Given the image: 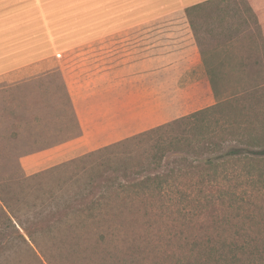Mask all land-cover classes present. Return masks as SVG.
<instances>
[{
    "label": "rangeland",
    "instance_id": "1",
    "mask_svg": "<svg viewBox=\"0 0 264 264\" xmlns=\"http://www.w3.org/2000/svg\"><path fill=\"white\" fill-rule=\"evenodd\" d=\"M200 1L12 0L9 3V16L0 20V31L2 29L5 31L0 33V75L10 73L0 80V85L20 82L22 78L17 72L19 69L33 71L37 62L55 57L62 48L96 39L103 36L106 31L125 25L152 27L155 28V32H161L157 30L161 28L189 26L194 31L203 63V71L195 70V76L199 77L201 73L208 75L203 58L204 52L211 63L224 61L222 66L225 71L222 76L225 77L228 90L243 89L249 83L247 78H256V82H264L263 41L250 35L251 30L260 28L255 22L254 13L249 8L251 2L248 1L254 0H222L212 4L211 7L205 6L203 11L195 13L190 19L186 8ZM193 25L196 27V32ZM236 29L241 31L240 36H246L243 39L231 38L232 34H236ZM251 52L253 59L248 58ZM242 59L251 60L252 63L260 60L263 63L262 70L257 71L258 75H249L247 78L242 76L233 70ZM22 80L27 83L19 89L20 94L16 87L8 89L5 87L0 90V184L9 183L16 171L20 172L22 177L51 168L44 167L34 172L27 170V163L23 157L37 152L33 151L36 145L38 146L37 140L47 141L46 137H51L48 141L63 142L79 132L60 70L56 68ZM179 84L187 88V102L184 114L179 115L178 118L216 103L212 88L207 91L205 83L198 84L202 89V99L199 104L196 97H192L197 86L193 87L194 83L188 80ZM258 96H264V89L259 91ZM29 99L37 102V105L27 107V102L33 104ZM260 105L264 108V100H261ZM258 110H261L259 105ZM135 148L134 142L131 141L129 144L116 147L111 157L118 162ZM26 152L29 153L24 154ZM106 157L101 158L97 163L103 162ZM192 177L193 175L180 173L172 182L174 187L166 189L177 190L179 187L192 192L194 189ZM246 179L244 177L242 182L232 180L234 183H230L222 180L220 175L215 181L218 191L233 186L242 205H230V200L233 199L230 197L235 196L230 193L226 194L225 199L216 196L208 205L199 207L198 205H161L162 202L157 205V201L149 198V195L145 197L147 201L138 205H121V207L116 205V211L121 208L118 212L123 214L119 216L118 223L124 228V232L117 237V243L112 245L113 255L122 257L124 252L133 248L137 256L134 264H193L200 261V253L202 255L211 253L209 246L215 244L216 247H220L218 243L223 240L264 237V181L249 183ZM53 180L47 179L45 182L49 184L44 186L48 189L52 188ZM17 188H20V184H17ZM0 189L3 194L9 191L4 186ZM12 195L14 196L12 205L20 209V213L25 217V214H29L28 205L20 200L22 196L19 193L12 192ZM46 196L48 203L49 194L47 193ZM41 201L37 202L38 205L42 204ZM83 201H87L85 197ZM77 202L79 204L77 206H85L80 200L74 203ZM185 214L187 215L184 216ZM43 217L52 220L60 218L52 214ZM254 220L262 223L260 229L255 226ZM5 221L6 217L1 211V225ZM208 241L212 243L209 244ZM117 246L120 248L116 249ZM123 247L128 249L123 250ZM46 250L48 251L46 254L38 252L44 264L76 263V261L71 263V259H67L66 254H49L50 250L47 248ZM227 255L230 257L231 253L228 252ZM97 256L95 264H105L101 256L98 254ZM243 256L245 257L244 254ZM213 262L218 264L219 261L213 260ZM0 264H42V262L28 246L24 245L23 250L12 252L4 251L0 247Z\"/></svg>",
    "mask_w": 264,
    "mask_h": 264
},
{
    "label": "trees",
    "instance_id": "2",
    "mask_svg": "<svg viewBox=\"0 0 264 264\" xmlns=\"http://www.w3.org/2000/svg\"><path fill=\"white\" fill-rule=\"evenodd\" d=\"M219 1L222 0L193 4L186 8V13L191 19L205 6L211 7ZM248 2H251L249 8L260 26L253 29L254 32L251 30L250 35L263 41L264 55V0ZM193 27L196 32L195 25ZM236 31L231 38L243 39L246 36H240L241 31ZM203 56L216 98L215 104L31 176L21 177L20 172L16 171L9 183L0 184V187L9 190L3 194L0 189V212L6 217L3 225L0 222V247L12 252L23 250L26 245L42 264L44 262L38 252L46 254V248L50 250L49 254H66L71 263L76 261L75 264H95L97 254L105 264H134L137 256L133 248L124 252L122 257L113 255L112 245L124 232L118 223L119 216L123 214L118 212L121 208L116 211V205H138L147 201L145 197L149 195V198L157 201V205L162 202L161 205L199 207L208 205L216 196L225 199L228 193L235 194L230 197L233 198L230 205H242L233 186L218 191L215 181L220 175L222 180L230 183H234L232 180L242 182L244 177L249 183L264 181V108L260 105L264 96H258L259 91L264 89V82L247 78L258 75L257 71L262 70L263 63L260 60L253 63L248 59L240 60L233 70L246 77L249 83L243 89L228 90L222 76L224 61L211 63L204 52ZM248 58H254L252 52ZM25 83L27 81L0 85V90L16 87L19 93ZM30 101L33 104L27 102V107L37 105V102ZM49 138L46 137L47 141L37 140L38 146L33 151L60 143L48 141ZM131 141L136 148L129 151L126 157L118 162L111 157L116 147ZM103 157H106L105 160L97 163ZM71 171L74 173L70 174ZM180 173L193 175L192 192L179 187L177 190L166 189L174 187L172 182ZM47 179H54L52 188L44 186L49 184L45 182ZM17 184H20L19 189ZM12 192L19 193L22 196L20 200L28 205L29 214H25V217L20 209L12 205ZM47 193L50 198L48 203ZM84 197L87 201H83ZM77 199L85 206H77L78 202L74 203ZM40 200L42 204L38 205ZM32 211L33 214L30 213ZM47 214L60 218L46 219L43 216ZM254 222L260 229L262 223L259 220ZM219 244L220 247L215 244L209 246L211 253H200V261L193 264H215L213 260L219 261L218 264H264V237L223 240ZM228 252L231 253L230 257Z\"/></svg>",
    "mask_w": 264,
    "mask_h": 264
},
{
    "label": "crops",
    "instance_id": "3",
    "mask_svg": "<svg viewBox=\"0 0 264 264\" xmlns=\"http://www.w3.org/2000/svg\"><path fill=\"white\" fill-rule=\"evenodd\" d=\"M11 1L0 0V20L9 16ZM154 30L117 26L98 40L60 49L55 57L37 62L33 71H17L20 78L27 79L60 70L79 130L70 139L24 156L29 172L72 160L178 118L187 102V88L180 86L181 82L188 80L197 86L192 94L197 103L202 99L198 84L203 82L207 91L211 90L208 75L194 74L195 70L203 71V63L193 29L175 26ZM9 74L0 75V80Z\"/></svg>",
    "mask_w": 264,
    "mask_h": 264
}]
</instances>
